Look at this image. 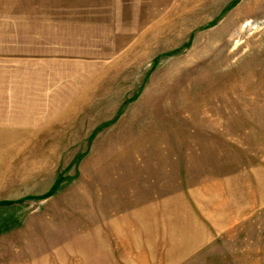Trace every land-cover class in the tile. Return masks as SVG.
<instances>
[{
  "label": "rangeland",
  "instance_id": "obj_1",
  "mask_svg": "<svg viewBox=\"0 0 264 264\" xmlns=\"http://www.w3.org/2000/svg\"><path fill=\"white\" fill-rule=\"evenodd\" d=\"M0 264H264V0H0Z\"/></svg>",
  "mask_w": 264,
  "mask_h": 264
}]
</instances>
